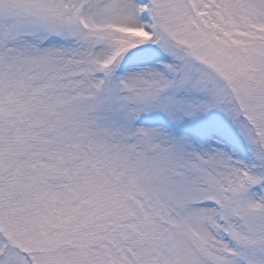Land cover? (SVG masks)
I'll use <instances>...</instances> for the list:
<instances>
[{
  "label": "snow or ice",
  "instance_id": "1",
  "mask_svg": "<svg viewBox=\"0 0 264 264\" xmlns=\"http://www.w3.org/2000/svg\"><path fill=\"white\" fill-rule=\"evenodd\" d=\"M0 264H264V0H0Z\"/></svg>",
  "mask_w": 264,
  "mask_h": 264
}]
</instances>
